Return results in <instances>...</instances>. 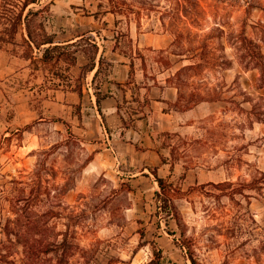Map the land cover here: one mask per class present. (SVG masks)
<instances>
[{
  "label": "rangeland",
  "instance_id": "obj_1",
  "mask_svg": "<svg viewBox=\"0 0 264 264\" xmlns=\"http://www.w3.org/2000/svg\"><path fill=\"white\" fill-rule=\"evenodd\" d=\"M53 1L49 32L61 42L82 33L91 57L96 41L100 50L115 46L132 58V22L150 37L173 39L168 49L141 50L147 77L180 83L182 105L192 94L216 101L196 116L163 119L144 109L140 93L135 104L121 105L123 129L139 131L125 141L153 145L167 159L159 174L184 193L176 205L201 264H264V87L250 55L264 56V0ZM113 1L135 9L141 2L144 11L129 17L124 8L115 23L107 15ZM23 56L22 49L0 50V264H150L152 241L171 264H191L175 244L183 240L176 223L156 216L159 188L150 171L142 173L145 160L98 156L104 140L85 134L98 109L86 94L89 57L79 53L86 63L79 74ZM173 65L194 69L174 77Z\"/></svg>",
  "mask_w": 264,
  "mask_h": 264
},
{
  "label": "trees",
  "instance_id": "obj_2",
  "mask_svg": "<svg viewBox=\"0 0 264 264\" xmlns=\"http://www.w3.org/2000/svg\"><path fill=\"white\" fill-rule=\"evenodd\" d=\"M190 1V0H187ZM195 1V0H194ZM112 2V0H111ZM115 2V1H113ZM53 0H0V50L12 49L16 51L18 49L23 50V58L26 61H30L32 65H48L55 64L66 65V71L69 73L73 67L78 63L77 55L83 52L90 59V64L88 65V72L92 73L96 65H100L98 71L95 74V79L98 77L102 70V65L105 63V56L102 54L97 63V57L99 54V46L96 41L91 46L95 51V57H91L88 51L82 49L81 41L84 37L76 42H61L58 41L56 34L50 33L48 30V23L52 18V6H54ZM140 8L135 9L134 6L128 5L126 2L121 4L113 3V8L111 13H119L124 8L127 13L137 15L140 18L141 12L144 11L145 4L141 2ZM88 41H91L89 38ZM243 44L247 45L248 48L253 45L248 38L243 39ZM250 49V48H249ZM250 55L252 60L256 63L261 76L259 78V86L264 87V56L261 53H257L250 49ZM194 69L193 65L185 66L181 68L174 77H179L184 72ZM80 80V79H78ZM179 88V100L175 104H170V107L178 112H185L193 109L195 106L202 102H215L214 99H207L204 97H199V95L192 94L189 99L185 100V105L181 103L182 99L185 97L181 93V84H175ZM183 85V84H182ZM149 88L145 97L144 106L151 110V99L149 97ZM77 93L80 97H83V85H80L77 89ZM97 97V108L101 112V102L103 98L101 95H96ZM123 125H125V120L122 118ZM67 127L69 125L64 123ZM105 126L109 132V129L105 123ZM129 128V127H126ZM143 150V149H139ZM163 164H168L167 159L161 156ZM151 175L154 177L155 182L158 185L159 190L155 193V203L157 206L156 216L159 219L165 218L173 220L179 230L181 231L182 241H175V244L181 248L183 252L186 253V258L191 264H201L196 256L193 245L190 241L185 238V232L182 228V219L179 209L176 205V199L178 195L184 194L180 189H178L172 182L163 178L158 173V168H147ZM171 171H174V167L171 166ZM263 174V173H261ZM220 186H228L227 184H221ZM251 188V185H247ZM259 190H263V187H259ZM253 189V188H251ZM236 190V189H234ZM165 216V217H163ZM141 238H145V233H141ZM26 239L24 244L25 254L30 253V245ZM151 246L153 248V259L150 264H171L169 257L164 253V250L159 246L156 241H152ZM62 244L51 246L48 245L44 249L40 250V253L50 254L56 252L60 249Z\"/></svg>",
  "mask_w": 264,
  "mask_h": 264
},
{
  "label": "crops",
  "instance_id": "obj_3",
  "mask_svg": "<svg viewBox=\"0 0 264 264\" xmlns=\"http://www.w3.org/2000/svg\"><path fill=\"white\" fill-rule=\"evenodd\" d=\"M107 15L112 16L115 23L116 21H119L118 14L108 12ZM131 16L132 15L129 17ZM128 35L129 39L133 41L134 56L136 57L133 56L132 58H127L122 56L119 54V50L115 46H113L109 52L104 51L105 48L101 47L98 59H100L102 54H104L105 57L111 56V59H108L111 65H106L107 74L105 81L101 84V86H97L99 78L102 75L103 66L105 65H102V70L96 79L95 74L100 65L97 64L92 73L87 72V87L91 93L87 92L86 94L94 100H97V94L101 95V97L107 95V97L103 98L101 102V112H99L98 109H95L93 114V120L95 122L94 128L89 131L86 130L85 134L88 136L97 134L104 140V143L101 145H105L106 149H101V151L97 153L98 156L105 154V151H109L113 153L114 156L116 155V160L125 161L128 155L133 154L134 156H138L141 160H145V166L152 168L157 167L159 173L169 167V164L162 163L161 156L154 149L153 145L145 143L141 147H138L133 140L131 142L125 141V138L128 137V139H131L134 134L139 136V131L132 126L123 129L122 118L126 120V115L124 114L121 105L127 100L128 104H135L134 102L136 100L138 101L140 93L142 94V100L144 102L148 88L150 90L149 97L151 99V110H149V112L153 115H159V117L163 119L168 117L179 118L180 116H196L198 111L210 102H202L193 109L185 112H178L173 108H170V104H175L179 100V88L175 84H170L167 79H158L159 81H157V83L154 81L151 82L147 77V65H140L141 60L139 53L144 48H153L155 50L168 49L172 46L174 42L173 39H170L164 34L150 37L149 33L139 32L138 26H134L133 22L128 29ZM81 38H83L82 33L77 34L64 42H76ZM77 56L78 64L73 67V70L78 69L80 74L82 67H85L86 63H80L79 54ZM182 62L184 61H181V63ZM173 66L174 67L172 69L174 72L172 75L175 76V74L186 65ZM132 101L133 103H131ZM144 109L148 110L145 106ZM100 113H102L106 118V125L109 132L105 126V122H103L101 118ZM134 124L135 122H133V125ZM149 156L152 158L151 161L146 160ZM149 167H145L142 173L149 171L147 169Z\"/></svg>",
  "mask_w": 264,
  "mask_h": 264
}]
</instances>
